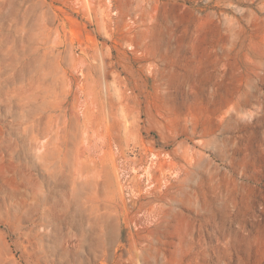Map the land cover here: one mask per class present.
<instances>
[{"label":"rangeland","instance_id":"rangeland-1","mask_svg":"<svg viewBox=\"0 0 264 264\" xmlns=\"http://www.w3.org/2000/svg\"><path fill=\"white\" fill-rule=\"evenodd\" d=\"M0 264H264V0H0Z\"/></svg>","mask_w":264,"mask_h":264}]
</instances>
